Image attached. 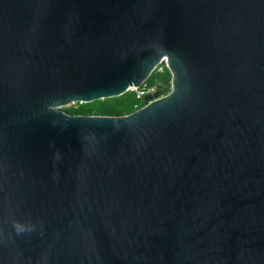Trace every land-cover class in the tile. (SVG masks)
Here are the masks:
<instances>
[{"label": "water", "instance_id": "95a60500", "mask_svg": "<svg viewBox=\"0 0 264 264\" xmlns=\"http://www.w3.org/2000/svg\"><path fill=\"white\" fill-rule=\"evenodd\" d=\"M0 264H264V0H0Z\"/></svg>", "mask_w": 264, "mask_h": 264}, {"label": "trees", "instance_id": "16d2710c", "mask_svg": "<svg viewBox=\"0 0 264 264\" xmlns=\"http://www.w3.org/2000/svg\"><path fill=\"white\" fill-rule=\"evenodd\" d=\"M154 71V70H153ZM147 83L155 85L161 92H167L171 87V74L165 66L160 72L153 74ZM143 106V102L135 99L132 92L127 91L119 97L97 100L90 103H78L76 108L73 106L65 108V112L70 115H100V116H121L127 115Z\"/></svg>", "mask_w": 264, "mask_h": 264}, {"label": "built area", "instance_id": "2783aa9c", "mask_svg": "<svg viewBox=\"0 0 264 264\" xmlns=\"http://www.w3.org/2000/svg\"><path fill=\"white\" fill-rule=\"evenodd\" d=\"M161 62H164L166 64L165 59H163ZM128 91L132 92L135 99L140 100L143 102V106L145 104L144 98L148 96H153L155 93L158 94L156 98L163 97L168 94L169 91L167 92H161L157 89L155 85H149L147 82H144L138 87H131L128 89ZM155 99V98H152Z\"/></svg>", "mask_w": 264, "mask_h": 264}, {"label": "rangeland", "instance_id": "374dc122", "mask_svg": "<svg viewBox=\"0 0 264 264\" xmlns=\"http://www.w3.org/2000/svg\"><path fill=\"white\" fill-rule=\"evenodd\" d=\"M165 66H166V64H165L164 62H161L160 64H158V65L156 66V68H155L154 71H153V74L156 73V72H160L162 69L165 68ZM170 80H171V79H170ZM145 82H147V80H146ZM170 89H171V87H170ZM169 92H170V90H169ZM169 92H168V93H169ZM71 106H73V108H76V107H77V104L67 105V106L63 107L62 110L65 112V111H66L65 108H68V107H71Z\"/></svg>", "mask_w": 264, "mask_h": 264}]
</instances>
